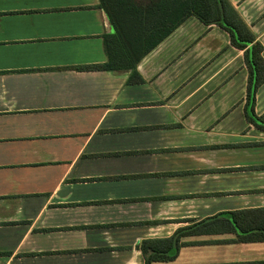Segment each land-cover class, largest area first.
Listing matches in <instances>:
<instances>
[{"label":"crops","instance_id":"1","mask_svg":"<svg viewBox=\"0 0 264 264\" xmlns=\"http://www.w3.org/2000/svg\"><path fill=\"white\" fill-rule=\"evenodd\" d=\"M228 1L243 45L190 15L132 71L99 0H0V264H264V0Z\"/></svg>","mask_w":264,"mask_h":264},{"label":"trees","instance_id":"2","mask_svg":"<svg viewBox=\"0 0 264 264\" xmlns=\"http://www.w3.org/2000/svg\"><path fill=\"white\" fill-rule=\"evenodd\" d=\"M99 5L112 26V31L103 36L107 60L102 67L106 70L135 71L141 57L190 15L204 24L221 25L231 33L235 44H244L245 39L237 38L239 34L236 32V27L242 22L228 0H99ZM259 58L256 50L251 56L250 78L255 76ZM261 81L255 80L251 85L250 79L246 112L256 126L264 128V119L257 116L252 108L254 91ZM257 229L256 238L264 240V225ZM142 250L145 251L143 247Z\"/></svg>","mask_w":264,"mask_h":264}]
</instances>
